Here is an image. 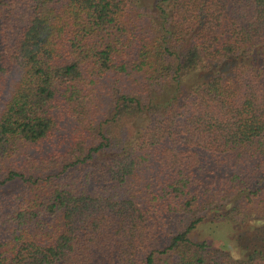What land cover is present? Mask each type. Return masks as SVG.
Masks as SVG:
<instances>
[{
    "label": "trees",
    "instance_id": "trees-1",
    "mask_svg": "<svg viewBox=\"0 0 264 264\" xmlns=\"http://www.w3.org/2000/svg\"><path fill=\"white\" fill-rule=\"evenodd\" d=\"M218 211L264 227V0H0V264H264Z\"/></svg>",
    "mask_w": 264,
    "mask_h": 264
},
{
    "label": "rangeland",
    "instance_id": "rangeland-1",
    "mask_svg": "<svg viewBox=\"0 0 264 264\" xmlns=\"http://www.w3.org/2000/svg\"><path fill=\"white\" fill-rule=\"evenodd\" d=\"M260 226L233 224L221 217V211L209 212L192 236L195 240L206 239L214 247L230 250L234 257H242L255 249L264 250V227Z\"/></svg>",
    "mask_w": 264,
    "mask_h": 264
}]
</instances>
